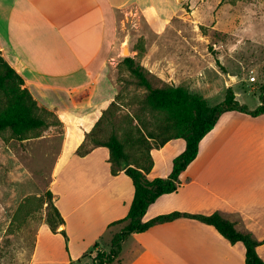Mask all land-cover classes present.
<instances>
[{
	"label": "crops",
	"instance_id": "obj_1",
	"mask_svg": "<svg viewBox=\"0 0 264 264\" xmlns=\"http://www.w3.org/2000/svg\"><path fill=\"white\" fill-rule=\"evenodd\" d=\"M155 1L0 0L2 55L24 78L39 105L53 111L64 129L49 185L65 220L56 232L62 235L60 231L64 230L67 235L68 258L63 264L81 261L92 248L109 252L111 244L109 250L104 248L102 237L109 232L113 238L128 223L114 222L128 215L133 202L135 187L130 176L124 170L112 173L107 147H94L85 156L77 151L115 99L104 70L110 19L116 10L134 4L161 19L171 15L172 8L164 14ZM247 58L241 56L242 66ZM159 66L162 67H150V72L172 85L181 84L169 80L167 62ZM223 75V88L229 87L224 79L231 82L237 99L246 104L239 99L243 90L239 92L238 84L228 80L227 75L234 76L235 71L227 69ZM262 143L264 114L224 113L201 141L196 159L181 173L178 191L159 197L149 207L144 221L172 211L220 212L239 230L264 240V172H254ZM185 148L184 139L154 147V168L147 177H168L174 159ZM156 152L165 164L162 172ZM100 153L107 172L85 171ZM61 183L63 189L59 187ZM47 226L50 229L45 223L38 231L31 263L36 261L41 232ZM132 239L134 246L129 248L127 264H246L242 242L232 244L214 226L196 219L183 217L131 235L117 262L123 259L125 244ZM258 252L264 260V243Z\"/></svg>",
	"mask_w": 264,
	"mask_h": 264
},
{
	"label": "rangeland",
	"instance_id": "obj_2",
	"mask_svg": "<svg viewBox=\"0 0 264 264\" xmlns=\"http://www.w3.org/2000/svg\"><path fill=\"white\" fill-rule=\"evenodd\" d=\"M154 5L164 14L172 8L171 15L161 19L136 4L116 10L110 19L105 54V78L115 99L102 133L107 136L117 132L126 148L136 155L144 150V143L158 145L159 140L148 134H159L165 115L153 112L147 89L124 63L125 44L130 56L148 71L167 62L169 80L203 95L211 106L225 99L221 81L227 69L235 71L234 76L227 75L228 80L238 84L236 90H243L239 99L250 108L261 102L264 86V0H156ZM241 56L249 58L244 66ZM217 59L225 64L223 69ZM251 76H256V81L251 82ZM149 77L156 87L170 85L156 73L150 72ZM63 132L61 124L31 132L22 140L10 129L0 132V264H63L68 258L66 237L47 226L41 232L36 261L31 263L38 231L47 223L49 185ZM260 146L254 172H264V143ZM155 157L162 172L165 164L157 152ZM90 162L85 171L107 172L103 153ZM59 187L63 189V184ZM111 239L108 232L100 243L109 250ZM130 246H134L133 239L125 244L123 259L114 264L128 263ZM93 249L72 264H92L98 252Z\"/></svg>",
	"mask_w": 264,
	"mask_h": 264
},
{
	"label": "trees",
	"instance_id": "obj_3",
	"mask_svg": "<svg viewBox=\"0 0 264 264\" xmlns=\"http://www.w3.org/2000/svg\"><path fill=\"white\" fill-rule=\"evenodd\" d=\"M216 61L222 67L220 60ZM124 63L138 79L139 84L147 89V100L153 112L164 113L165 123L159 127V134L155 132L148 134L149 138L159 140L158 145L144 143V150L136 155L126 148L125 142L117 132L113 131L107 136L102 133L107 113L114 105L113 101L78 148L77 153L80 156L87 155L94 147L109 148L112 173L118 174L124 170L135 187L134 199L128 215L114 222H128L127 225L113 236L109 252L98 250L92 264H114L122 252L123 244L131 235L145 232L156 224L183 217L214 226L232 244L242 242L246 248V264H264L258 252V247L264 243V240H257L251 233L239 230L235 222L227 219L220 212L199 214L172 211L144 221L149 207L159 197L178 191L181 185V173L196 159L201 141L214 129L224 113L240 111L252 116L264 114V86L260 96L261 104L254 110L237 99L236 92L231 86L226 90L224 101L211 106L207 98L199 93H192L184 85L154 86L149 77L150 71L133 56L125 57ZM50 117H53L52 121L49 120ZM52 124L62 125V122L53 111L39 105L32 92L25 86L24 78L8 63L0 49V132L10 129L15 137L22 140L29 133L45 130ZM173 139H184L185 150L174 159L168 177L149 179L147 174L154 168L152 149L162 147ZM89 142L91 146L88 145ZM52 197L50 192L47 224L56 233L65 220ZM60 232L67 239L66 232L64 230Z\"/></svg>",
	"mask_w": 264,
	"mask_h": 264
},
{
	"label": "water",
	"instance_id": "obj_4",
	"mask_svg": "<svg viewBox=\"0 0 264 264\" xmlns=\"http://www.w3.org/2000/svg\"><path fill=\"white\" fill-rule=\"evenodd\" d=\"M123 52H124V54L126 55V57H127V56H130V48H129L128 44H125V45H124ZM125 166H126V164H124V167H125Z\"/></svg>",
	"mask_w": 264,
	"mask_h": 264
},
{
	"label": "built area",
	"instance_id": "obj_5",
	"mask_svg": "<svg viewBox=\"0 0 264 264\" xmlns=\"http://www.w3.org/2000/svg\"><path fill=\"white\" fill-rule=\"evenodd\" d=\"M250 81H251V82L256 81V76H251V77H250Z\"/></svg>",
	"mask_w": 264,
	"mask_h": 264
}]
</instances>
